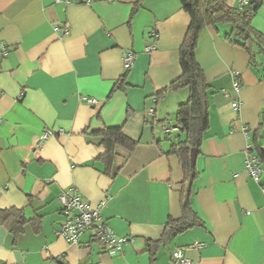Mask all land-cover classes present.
<instances>
[{
    "label": "crops",
    "instance_id": "crops-1",
    "mask_svg": "<svg viewBox=\"0 0 264 264\" xmlns=\"http://www.w3.org/2000/svg\"><path fill=\"white\" fill-rule=\"evenodd\" d=\"M242 1L250 2L226 0L236 8ZM254 1L251 25L264 35V0ZM188 25L180 0H0V39L8 46L0 62V210L38 217L18 235L0 222V264H174L178 247H189L185 255L194 264H264V194L244 163L247 141L255 153L256 143L264 148V59L251 65L227 36L228 24L201 29L195 48L209 84V126L192 190L202 224L159 242L150 259L148 241L182 211V169L175 154L164 152L183 138L175 112L188 90L159 93L181 74ZM125 51L134 53L130 69L122 64ZM123 75L124 88L109 97ZM81 95L99 104L89 106ZM163 122L174 129L164 132ZM104 126H120L136 141L125 160L126 149L117 148L111 173L97 159L103 147L95 132ZM47 128L63 133L33 148ZM70 189L93 207L102 203L108 225L132 241L111 256L92 231L78 243L57 236L65 220L58 197Z\"/></svg>",
    "mask_w": 264,
    "mask_h": 264
},
{
    "label": "trees",
    "instance_id": "trees-1",
    "mask_svg": "<svg viewBox=\"0 0 264 264\" xmlns=\"http://www.w3.org/2000/svg\"><path fill=\"white\" fill-rule=\"evenodd\" d=\"M182 8L189 16V25L179 47V64L181 74L169 83L159 95L165 94L169 90L187 88L188 96L181 102L175 112V125L183 138L172 141L165 154H175L179 160L183 177L180 182L179 196L181 204V216L178 218L169 217L161 237L148 241L151 262L154 260L157 244L165 241L171 236L182 233L185 230L201 225V219L192 208L193 182L198 175L194 166L190 165L189 152L192 147L199 151L204 133L209 126V100L207 91L209 84L205 78V73L195 57V48L198 34L201 29L219 24H228V37L234 44L243 47L248 55L249 62L253 66H259L258 57L264 59V35L254 29L251 25L252 15L248 13V7L254 4L252 11L255 12L257 4L250 0L249 5L244 9L229 6L226 0H180ZM139 3L131 11L130 19L136 12ZM130 23V21L128 22ZM264 65V64H263ZM264 78V75H263ZM126 75L114 82L109 97L117 90L124 88ZM101 137L103 152L97 156L105 166V172L111 173L117 159V148L124 147L127 155L125 160L136 146V141L127 138L122 127L104 126L95 132ZM258 157L264 162V148L262 145H255ZM120 168L117 166L116 171ZM38 217L27 219L22 209L8 208L0 210V222L4 223L14 235L22 232L27 222H34Z\"/></svg>",
    "mask_w": 264,
    "mask_h": 264
},
{
    "label": "built area",
    "instance_id": "built-area-1",
    "mask_svg": "<svg viewBox=\"0 0 264 264\" xmlns=\"http://www.w3.org/2000/svg\"><path fill=\"white\" fill-rule=\"evenodd\" d=\"M64 3H70L72 0H55ZM249 2L242 1L239 8L244 9L247 7ZM251 4L248 7V13L252 15ZM154 45L146 47L147 51L153 50ZM8 52L7 44L0 39V62L3 57ZM134 63V53L131 51H125L122 54V64L125 69H130ZM235 80L233 81V86L236 90L239 89V82L236 79L237 73L232 72ZM80 100L89 106H97L99 100L95 97L88 95H81ZM232 107L234 110H239V101H233ZM150 115H153V108L148 110ZM161 128L164 132H171L174 127L166 122L161 123ZM242 132L246 140L249 139L248 130L246 127L242 128ZM55 133H63L62 129L56 131L51 129H44L40 134L36 135L33 139L32 147L39 148L40 145L50 138ZM244 163L245 169L251 178L259 184V187L264 194V162L258 157L257 153L253 151V145L249 141L244 147ZM59 203L61 205V211L65 216V220L59 225L58 229L55 231L57 236L64 238L70 243H78L82 234L87 231H92L93 236L96 240L106 248V252L113 256L121 251V247L124 243L132 241V237L116 235L114 230L108 225L106 219L101 214L102 203L96 206H91L87 200H84L80 195L74 190L70 189L68 191L62 192L58 197ZM194 246H201V244H194ZM189 247H178L171 252V259L174 264H194L186 255L185 251Z\"/></svg>",
    "mask_w": 264,
    "mask_h": 264
},
{
    "label": "water",
    "instance_id": "water-1",
    "mask_svg": "<svg viewBox=\"0 0 264 264\" xmlns=\"http://www.w3.org/2000/svg\"><path fill=\"white\" fill-rule=\"evenodd\" d=\"M196 157H197V149L195 147H192L189 152V160L191 166L195 165Z\"/></svg>",
    "mask_w": 264,
    "mask_h": 264
},
{
    "label": "rangeland",
    "instance_id": "rangeland-1",
    "mask_svg": "<svg viewBox=\"0 0 264 264\" xmlns=\"http://www.w3.org/2000/svg\"><path fill=\"white\" fill-rule=\"evenodd\" d=\"M263 136H264V132H263V134H262Z\"/></svg>",
    "mask_w": 264,
    "mask_h": 264
}]
</instances>
